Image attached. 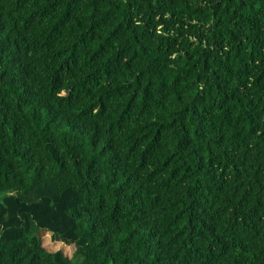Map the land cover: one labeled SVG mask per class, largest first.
I'll return each mask as SVG.
<instances>
[{"label":"trees","instance_id":"obj_1","mask_svg":"<svg viewBox=\"0 0 264 264\" xmlns=\"http://www.w3.org/2000/svg\"><path fill=\"white\" fill-rule=\"evenodd\" d=\"M0 264H264V0H0Z\"/></svg>","mask_w":264,"mask_h":264},{"label":"rangeland","instance_id":"obj_2","mask_svg":"<svg viewBox=\"0 0 264 264\" xmlns=\"http://www.w3.org/2000/svg\"><path fill=\"white\" fill-rule=\"evenodd\" d=\"M49 233L44 234L43 241H45V245H47V248L50 250H62L66 252L68 255L72 253L73 246L67 245L62 242H55L50 240Z\"/></svg>","mask_w":264,"mask_h":264}]
</instances>
